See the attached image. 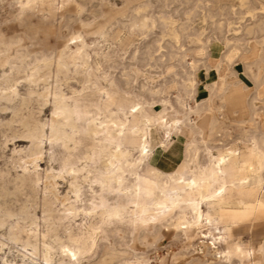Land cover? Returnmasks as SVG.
Returning <instances> with one entry per match:
<instances>
[{"label": "rangeland", "instance_id": "374dc122", "mask_svg": "<svg viewBox=\"0 0 264 264\" xmlns=\"http://www.w3.org/2000/svg\"><path fill=\"white\" fill-rule=\"evenodd\" d=\"M31 1L0 0V33L7 40L17 41L10 56L17 53L25 55L23 69L10 67L0 56V78L1 73L13 76L20 97H26L28 90L35 92L23 107V116L33 115L40 123L47 122L51 118L55 90L63 92L65 102L68 101V105L81 113L86 112L89 118L101 117L108 111L136 115L134 110L137 106L152 116L165 108L163 131L167 134L162 130L152 133V138L166 140L165 146L162 149L151 147L152 153L141 176L153 180L149 169L155 165L153 158L160 154L167 158V164L155 166L163 175L174 172L179 162L188 161L184 173L190 177L195 166V160H192L194 153L199 166L204 167L207 150H210L215 160L225 159V194H234V191H228L230 182L246 177L250 172H234L228 152H233L241 163V156L252 150L250 136L253 133L249 131L253 128L252 119L264 132V0H33V4ZM139 20L144 22L143 26L136 24ZM231 51L235 59L228 64L224 56ZM60 58L65 60L66 70L59 74L56 62ZM44 64L48 74L46 81L28 85L26 80L32 70ZM258 68L261 70L259 76ZM235 87L241 88L245 95L239 105L229 99ZM42 91H46L45 100L37 97ZM18 102L19 99L10 104L0 103V188L8 185V192L18 186L15 183L17 177L22 173L32 175L33 171L31 165H27L26 170L21 167L22 154L17 151L28 146L27 140L20 136L21 126L18 123L7 126L12 108ZM195 110L197 113H193ZM256 112L260 115L257 119L253 118ZM212 116L222 122L220 129L210 131ZM127 117L130 123L134 121L130 114ZM77 123L83 126V121L78 120ZM193 140L196 147L189 146ZM90 146L88 138L79 137L68 160L78 166L84 161ZM125 146L131 149L129 145ZM64 154L60 147L45 143L43 157L38 163L41 177L46 169L51 168L53 172L62 170L66 160ZM253 165L256 168L255 162ZM235 173L239 176L236 177ZM260 175L264 179V166ZM56 180L58 200L54 201L51 196L47 199V202L53 201L50 202L53 224L44 223L42 181L35 188L38 192L24 187L17 195L6 198L7 204L17 214L21 209L30 208L23 214L24 218L22 215L21 218H12L9 223L12 225L18 221L17 225L22 230L28 231L30 227L41 232L46 228H58L60 223L58 231L61 234L65 226L67 231L83 228L88 217L79 215L58 222V216H63L68 205L76 210H88L92 205H99L97 185L83 183L80 196L75 198L67 178ZM105 197H109V204L114 202V198ZM144 201L148 204L149 199ZM203 211L212 217L216 215L215 207L206 206ZM192 217L193 214L188 212L186 219L191 221ZM222 222L224 220L216 225L203 224L200 227L199 231L207 236L206 239L193 236L194 227L182 233L169 228V222L165 221L155 232L149 229L140 231L138 226L135 230L123 227L118 233L108 232V240L100 237L99 248L92 261H83L82 264H191L200 256L199 242L209 243L211 236L221 237L217 245L221 251H229L236 243L253 252L249 262L233 257L230 264H254L257 261L264 264L258 250L264 241V209L254 208L227 226ZM5 238L4 231L0 229V264L2 259L7 264H22L19 245L5 241ZM102 245L121 252L120 256L112 261H99L105 257ZM210 250L202 261L219 264ZM58 259L57 256L54 258L55 263Z\"/></svg>", "mask_w": 264, "mask_h": 264}, {"label": "bare ground", "instance_id": "6f19581e", "mask_svg": "<svg viewBox=\"0 0 264 264\" xmlns=\"http://www.w3.org/2000/svg\"><path fill=\"white\" fill-rule=\"evenodd\" d=\"M262 9L264 8L262 7ZM136 24L143 26L144 22L139 20ZM16 44L17 41L13 39L7 40L0 33V56L3 58V63L8 64L10 67L15 66L17 68H22L25 65V55L17 53L15 56L12 55L13 57L10 56V51L16 47ZM224 58L228 64H231L234 58V52L231 51L227 53ZM56 65L57 73L60 74L66 70V62L64 59H58ZM1 74L0 103L5 102L10 104L19 99L17 103L18 106L11 107L12 115L7 122V126L11 127V124L18 123L22 129L20 136L28 142V146L20 148L17 151L22 154L20 158L22 161L21 167L25 170L27 165L33 167L32 175L23 173L21 176L18 175V182L17 180L15 182L18 186L16 187L15 185L12 191L8 192V189H6L8 185L0 188V229L4 231L6 237L5 241L7 239L19 245L23 258L22 264H82L83 261L89 262L92 261L96 250L99 248L98 239L101 237V239L108 240V232L118 233L123 230V227L135 230L136 226L139 227L140 231L149 229L155 232L158 230V227L162 226L163 221L169 222V225L167 224L169 228L171 227L175 231L182 233L191 231L194 227L195 230H193L194 234L192 235L198 236L200 239H206L207 236L199 231L203 224L216 225L220 220H224L222 223H225L227 226L229 222L237 220L242 215L252 212L254 208L264 209V179H262L260 175V171L264 166V132L258 129V122H255L254 119L251 120L253 128L249 130L253 133V135L250 136L252 150L249 151L248 155L241 156V163L233 152H228V155L231 157L230 164L233 171L237 173L247 171L250 172V175L237 178L236 181H231L228 186V191H234V194L226 195V161L222 157L215 160L210 150H207V164L204 167L199 166L198 161H196L198 157L194 153L192 160H195V166L190 171V177H186L184 173L188 161L179 162L174 172L166 176L163 175L156 166L157 164L160 166L167 164V158L160 154H157L155 158H153V163L156 166L154 165L150 169L148 168L153 176V180L141 176V172L146 170V160L149 158L151 147H159L162 149L165 146L166 140L162 141L159 138H152L153 132L155 133L157 130L163 131L165 127V108L162 107L163 109L161 111L150 116L145 112L143 107L137 106L135 107L134 113H136L138 118L130 112L119 115L111 111L102 114V116L98 118H89L86 112L81 113L78 109L68 105V101L66 103L62 95L63 92L61 94L55 90L52 94L51 118L45 123H40L33 115L26 117L22 114L23 107L27 105L30 97L35 94V92H33V90H28L26 97H20L19 90L16 87V79L11 75ZM260 74L261 70L258 68V76ZM47 76L45 64L39 65L32 70L26 82L28 85H36L39 82H45ZM257 83L260 84L261 81ZM46 96V91L37 94V97L42 100H45ZM244 97L245 95L242 89L235 87L229 99L239 105L244 100ZM193 113H197V111L195 110ZM129 114L134 120L131 123L127 117ZM258 116H260L258 112L253 113V118L255 117L257 119ZM78 120L83 121V126L78 125ZM221 124L222 122H219L215 116H212L210 131L220 129ZM147 125L152 128H147ZM164 133L167 134V132ZM148 135H150V140L147 138ZM79 137L88 138L91 142V146L84 161H80L81 163L78 166H74L68 158L71 155V151L76 147ZM192 142H194V145ZM192 142L189 146L196 147V141L193 140ZM45 143H48V146L56 145L57 148L60 147L63 154L67 152V155L64 154L66 160L62 170L53 172L51 168L48 170L46 169L42 174L43 177H41L42 172L40 173L38 170V163L43 157ZM126 144L131 146V149H127L125 146ZM194 149L196 150V148ZM253 162L257 164L256 168ZM91 163L94 165L91 166ZM235 176L237 177L239 175L235 173ZM65 178L68 179L67 182L69 181L70 192L75 198L80 196L81 185L83 183H87L88 185L95 184L99 189V205H92L88 210H84L83 208L76 210L74 206L68 205L64 208V212L62 213L63 216H58V222L71 220L76 216L79 217V215L88 217V223L85 224L83 228H78V231H67V227L63 226L65 229L63 234H61L58 231L59 226H61L60 223L58 224L59 226L57 225L58 228H46V230H43L44 232L38 231L37 229H30V227L28 231L22 230V228L17 225L18 221L12 225L9 223L10 219L17 218L18 216L21 218L22 215L24 218L23 214L28 210L29 206L26 210L21 209L20 213L17 214L7 204L6 198L10 195L11 197H13L12 195H17L20 189L24 187L34 192L39 181H42L41 190L43 191L44 201L42 202L41 210L44 214L43 218L46 220L44 223L47 221L51 223L54 222L52 218L53 215L51 216V203L53 201L51 202L50 200V203L47 202V199L48 196H51L54 201L58 200L55 188L56 179ZM8 183L10 182L8 181ZM38 191L39 190H37V192ZM92 192L96 194L95 191L92 190ZM105 196L114 198V202L109 204L107 199L109 197ZM234 196L236 197L233 198ZM145 198L149 199L148 204L144 201ZM206 206L216 208L215 217L204 213L203 208ZM188 212L193 214L191 221L186 219ZM33 220L32 221L36 223L37 219L34 218ZM45 226L47 225L45 224ZM6 228H8L7 232ZM101 239H99V241ZM220 240L221 237L215 238L212 236L209 243L201 240L198 246V254L200 256L193 259L191 264H207L202 260L209 253V249H211V256H213L219 264H230L233 257H238L241 262L250 261L251 255H253L252 251L244 249L236 243L231 245L229 251H221L217 246ZM15 246L17 247V245ZM102 249V255H105V257H99L101 258L99 260L101 262H105L106 260L112 261L121 254V252L107 245H102ZM258 250L264 258V241L262 247ZM56 256L59 258L57 263L54 261ZM2 260L1 264L8 263H6L4 259ZM254 264L259 263L257 261L254 262Z\"/></svg>", "mask_w": 264, "mask_h": 264}]
</instances>
